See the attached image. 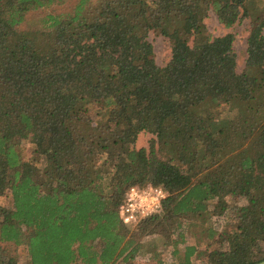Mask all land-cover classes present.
Instances as JSON below:
<instances>
[{
    "label": "trees",
    "instance_id": "trees-1",
    "mask_svg": "<svg viewBox=\"0 0 264 264\" xmlns=\"http://www.w3.org/2000/svg\"><path fill=\"white\" fill-rule=\"evenodd\" d=\"M70 2L0 0V264L21 247L25 264L263 262L264 0H78L28 19ZM210 12L251 20L242 73ZM147 185L163 210L128 227L119 207Z\"/></svg>",
    "mask_w": 264,
    "mask_h": 264
},
{
    "label": "rangeland",
    "instance_id": "rangeland-1",
    "mask_svg": "<svg viewBox=\"0 0 264 264\" xmlns=\"http://www.w3.org/2000/svg\"><path fill=\"white\" fill-rule=\"evenodd\" d=\"M78 0H71L70 3L63 7L55 6L52 10L48 11H38L32 12L29 14V20H35L45 17L47 14L56 11L57 13L72 10ZM206 26L208 27L209 32L212 34L213 37H222L227 34H233L235 36L234 42V51L237 55V62H238V72L242 73L246 67V60H247V48H248V38L250 34V23L251 20H243L241 23L237 24L235 27L231 29L224 28L218 21L216 15L213 12H210L209 17L205 20ZM26 26V25H25ZM149 42L154 47L155 58L157 64L161 67H165L169 64L172 59V50L169 41L161 36L159 33L151 32L148 38ZM155 136L149 133H142L139 135L134 147L136 149H147L149 150L151 145V140H154ZM24 147V155L25 159L29 160L32 157L33 146L30 142H25L23 144ZM133 229V228H132ZM153 238V236L149 237H141L139 238L141 241H147ZM192 244V241H189ZM11 255L16 256L15 262L18 264H25L27 251H25L22 247L21 248H11ZM169 258V259H168ZM164 259L166 260V264H172L176 262L174 257H169ZM122 261V260H121ZM119 261V264H126ZM195 264H202L200 260L194 257ZM132 264H159L157 261L153 260L151 256L140 257L138 256Z\"/></svg>",
    "mask_w": 264,
    "mask_h": 264
},
{
    "label": "built area",
    "instance_id": "built-area-1",
    "mask_svg": "<svg viewBox=\"0 0 264 264\" xmlns=\"http://www.w3.org/2000/svg\"><path fill=\"white\" fill-rule=\"evenodd\" d=\"M168 192L159 186H133L125 194L119 216L128 227H135L151 216L161 214Z\"/></svg>",
    "mask_w": 264,
    "mask_h": 264
},
{
    "label": "water",
    "instance_id": "water-1",
    "mask_svg": "<svg viewBox=\"0 0 264 264\" xmlns=\"http://www.w3.org/2000/svg\"><path fill=\"white\" fill-rule=\"evenodd\" d=\"M258 264H264V261H263V262H261V263H258Z\"/></svg>",
    "mask_w": 264,
    "mask_h": 264
}]
</instances>
